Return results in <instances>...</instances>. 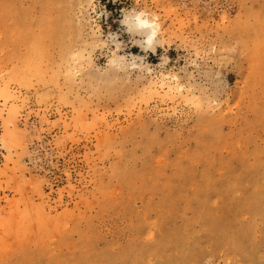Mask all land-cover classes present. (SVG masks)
<instances>
[{
	"label": "rangeland",
	"instance_id": "rangeland-1",
	"mask_svg": "<svg viewBox=\"0 0 264 264\" xmlns=\"http://www.w3.org/2000/svg\"><path fill=\"white\" fill-rule=\"evenodd\" d=\"M0 264H264V0H0Z\"/></svg>",
	"mask_w": 264,
	"mask_h": 264
},
{
	"label": "bare ground",
	"instance_id": "bare-ground-1",
	"mask_svg": "<svg viewBox=\"0 0 264 264\" xmlns=\"http://www.w3.org/2000/svg\"><path fill=\"white\" fill-rule=\"evenodd\" d=\"M138 20V24L136 25V28H137V31H141L143 33H146L147 34V39L149 40V38L151 37L152 41L153 39L156 37L157 35V28H156V25L149 21V20H145V19H137ZM147 25V27H142L141 25ZM79 58V57H78ZM116 62V61H115ZM62 63V62H61ZM112 64V63H111ZM114 64V63H113ZM64 69V68H63ZM65 70V69H64ZM68 70V69H67ZM71 71V70H70ZM66 72V71H65ZM81 72V71H80ZM69 74V73H68ZM71 74V73H70ZM74 75V74H73ZM71 76V75H70ZM26 214V213H25ZM67 215V214H66ZM27 216V215H26ZM50 216V215H49ZM48 217V215H47ZM46 218V217H45ZM50 218V217H49ZM53 218V217H52ZM54 219V218H53ZM64 219V218H63ZM57 220V219H56ZM55 220V221H56ZM4 222V221H3ZM59 222V221H58ZM43 223V222H42ZM6 227V226H5ZM47 227V226H46ZM8 228V227H7ZM8 231V229H7ZM21 231V230H20ZM19 232V231H18ZM48 232V230H47ZM52 235V234H50Z\"/></svg>",
	"mask_w": 264,
	"mask_h": 264
},
{
	"label": "clouds",
	"instance_id": "clouds-1",
	"mask_svg": "<svg viewBox=\"0 0 264 264\" xmlns=\"http://www.w3.org/2000/svg\"><path fill=\"white\" fill-rule=\"evenodd\" d=\"M142 27H147V25H141ZM151 42H152V39H151V37L149 38V40H148V43H149V45H151Z\"/></svg>",
	"mask_w": 264,
	"mask_h": 264
}]
</instances>
